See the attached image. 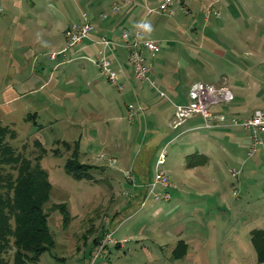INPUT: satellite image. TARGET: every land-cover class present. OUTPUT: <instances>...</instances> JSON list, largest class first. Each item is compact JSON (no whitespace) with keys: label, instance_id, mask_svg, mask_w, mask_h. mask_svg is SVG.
Masks as SVG:
<instances>
[{"label":"rangeland","instance_id":"374dc122","mask_svg":"<svg viewBox=\"0 0 264 264\" xmlns=\"http://www.w3.org/2000/svg\"><path fill=\"white\" fill-rule=\"evenodd\" d=\"M245 3L247 8H253L255 4L257 8L264 6V0H255L252 7L249 0ZM178 7L173 0L175 16L188 24L191 17L183 15ZM82 11L86 12L83 5L79 12ZM2 12L0 5V14ZM155 13L166 17L157 11ZM1 17L0 125L14 130L15 137L7 139V142L16 152L31 160L42 155L40 167L51 184L50 199L44 208L49 214L48 225L55 246L41 255L38 262L28 264H258L251 244V231L264 230V147L256 146V150L253 148L249 153L257 151L252 158L242 157L239 161L220 157L217 162L218 158L208 157L206 167L190 172L184 167V160L187 155L195 154L196 148L189 149L188 145L182 144L184 138L174 140L163 147L155 160L152 155L158 142L143 145L147 135L144 122L140 126L137 122L133 125L130 140L114 139L106 132L105 144L101 145L98 131L106 126V122L110 124L119 118L124 125H129L128 119L132 115L128 111V117L126 106L129 100L126 95L119 93L100 75L93 59L92 63L83 59L66 62L72 58L66 51L68 53H64L68 58L64 57V62L58 65L62 58L50 62L48 55L53 50L42 42L31 44L29 48L33 55L29 60L25 56L29 48L19 47L13 42L17 40L16 33L21 25L9 28L10 19ZM171 17L167 16L165 20ZM39 19H35V24ZM72 20L71 24H74L81 18L74 17ZM148 22H152L150 24L154 29L155 19L151 17ZM92 33L93 28L88 38ZM57 37L61 43L59 50L63 51L65 31L64 34L59 32ZM102 39L106 38L98 35L95 43L99 46ZM112 44V41L107 44L105 50L114 63V58L108 54ZM99 49L100 46L97 52ZM19 52L26 63L22 75L17 72ZM53 55L55 53L49 57ZM158 55H163L162 51ZM33 56L45 63L47 73L44 74V82L48 81V86L33 95L6 96L7 90L17 89L19 84L32 76ZM177 62L180 67L178 74L184 75L183 63ZM112 66L121 81L118 69L114 64ZM82 69L88 71L87 76ZM49 70L52 71L51 76ZM153 70L155 73V68ZM187 72L190 73L188 69ZM71 77L75 79L74 92H82L79 100L90 103L92 109L83 105L80 109L65 101L63 96L70 89L66 81ZM151 82L155 85L153 80ZM96 85L107 91L106 99L99 95ZM34 113L37 114L36 125L30 119L26 120ZM170 131L165 132L170 134ZM77 140L81 162L93 166L89 171L92 176L90 181L74 180L64 171V163L72 148L66 151L61 144ZM42 147L44 154L41 153ZM55 149L58 150L57 155L53 153ZM161 153L165 158L161 169L174 186L171 199L166 202L149 196V186ZM138 154V168L151 174L144 191L136 188V178L130 171V163L132 167ZM232 170H236V177L231 175ZM137 176L140 180L139 174ZM182 176L186 178L185 182ZM58 204L67 207L69 224L66 227L62 225L59 212L54 209ZM157 209L160 211L154 214ZM107 234H111L116 242L122 241V245L108 244L106 253L97 255L100 240L95 247L93 242ZM181 240L187 244V252L184 257L176 259L173 252ZM7 257L12 264L11 253Z\"/></svg>","mask_w":264,"mask_h":264},{"label":"crops","instance_id":"0c3cea01","mask_svg":"<svg viewBox=\"0 0 264 264\" xmlns=\"http://www.w3.org/2000/svg\"><path fill=\"white\" fill-rule=\"evenodd\" d=\"M161 1L0 0L3 7L0 15L10 19L9 28L12 25H21L16 33L19 41H13L15 45L29 48L31 44L43 42L54 51L50 54L55 53L53 60L48 55L50 62H55L58 58H68V52L59 50L61 43L57 35L59 32L64 34L73 21L72 18L80 17L82 20L83 13L91 23L94 33L69 51L72 58L66 62L83 59L92 63L99 48L95 38L102 35L112 41L108 54L114 58L113 64L118 69L124 91L120 92L116 87L115 89L126 95L128 105H133L135 112L128 119V105L126 106L129 125H124L119 118L110 124L106 122L105 129L98 131L101 145L105 144L106 132H109L111 138L130 140L133 125L137 122L140 126L144 122L147 135L143 145L158 142L152 155L155 160L163 147L174 140L184 138L182 144L188 145L189 149L196 148L195 154L187 155L184 160V167L190 172L206 167L208 157L218 158L217 162L220 157L238 161L242 157L252 158L257 152L249 154L252 148V132L243 128L240 123L250 119L255 111H264V6L257 8L254 5L255 0H249L251 4L248 3L250 7L254 5L253 8H247L245 0H174V4L179 6L178 11L191 17L188 24H184L181 17L175 16V12L167 21V16H160L155 11L147 13V8L156 10ZM81 5L86 8V12H79ZM151 17L156 24L151 34H146L145 37L155 40L159 50L153 54L143 52V57L152 70L155 68V73L153 70L151 76L155 84L153 87L134 81L132 70L127 64V51L119 43L122 31L132 32L140 21H150ZM36 18H40L37 24ZM160 51L163 55H158ZM20 54L19 52L17 72L22 75L26 63L24 56ZM32 55L30 48L25 51L29 60ZM177 60L184 65V75L182 72L178 74L180 67ZM63 62L64 60L57 64ZM31 69L32 76L19 84L17 89L7 90L6 96L25 93L33 95L48 86V81L44 82V74L47 73L45 63L33 56ZM48 72L51 76L52 71ZM82 72L87 76V70L82 69ZM195 82L226 87L232 94L233 98L228 102L209 105L211 127L205 126L200 115H192L183 121L177 117L176 107L186 103L187 91ZM66 83L70 89L63 96L65 101L72 102L80 109L83 106L89 108L90 103L79 100L82 92H74L72 88L75 79L71 77ZM86 85H89L88 82ZM96 88L102 99H106L107 91L98 85ZM156 89L164 96L161 97ZM52 94H55L54 91ZM33 115L37 124V114ZM232 120L237 124L232 125ZM168 129L171 130L170 134L165 132ZM256 136L262 141L257 146L264 147V133L258 132ZM138 157L139 154L135 156L132 167L130 163V171L136 178V188L144 191V187L151 180V174L138 168ZM185 180L184 177L182 181ZM159 211L160 209L155 210L154 214Z\"/></svg>","mask_w":264,"mask_h":264},{"label":"trees","instance_id":"16d2710c","mask_svg":"<svg viewBox=\"0 0 264 264\" xmlns=\"http://www.w3.org/2000/svg\"><path fill=\"white\" fill-rule=\"evenodd\" d=\"M29 119L36 125L35 115H28L26 120ZM14 137V130L0 125V264H9L7 256L10 253L12 264L36 263L41 255L55 246L48 225L49 214L44 208L50 199L51 184L40 167L42 155L34 160L22 156L7 142ZM61 145L66 151L72 148L64 163L66 174L78 181L92 180L89 171L93 166L81 162L79 140L73 143L63 141ZM57 152V149L53 150L55 155ZM41 153H45L43 147ZM54 209L59 212L62 225L66 227L69 224L66 205L58 204ZM102 238L94 240V247ZM251 244L258 264H264V230L251 231ZM186 252L187 244L178 241L174 258L180 259Z\"/></svg>","mask_w":264,"mask_h":264},{"label":"built area","instance_id":"2783aa9c","mask_svg":"<svg viewBox=\"0 0 264 264\" xmlns=\"http://www.w3.org/2000/svg\"><path fill=\"white\" fill-rule=\"evenodd\" d=\"M173 0H162L156 10H151L147 8V13L150 14L153 11L157 13L165 14L166 16H173L174 10L172 9ZM140 22H148L143 19ZM139 22V23H140ZM92 27L87 19L86 15H82V20L80 22L71 24L65 30V48L64 52L72 50L77 44L81 43L88 38L89 33H91ZM146 34L135 27L132 32L122 31L120 34L119 41L126 48L127 59L129 66L132 70V76L137 83H148L152 87L154 86L151 82V76L153 70L151 65L147 64L143 57V52L149 54L156 53L159 50V45L152 39L145 37ZM104 43V46H103ZM101 44V45H100ZM99 46L100 49L96 53L93 63L98 68L100 75H102L112 86L120 92L123 91V84L118 78L117 72L113 69V62L106 54L107 44H111L109 39H102ZM50 60L55 59V55L49 57ZM163 97L164 94L160 93ZM232 94L226 87H214L210 84H205L202 82L193 83L187 91V101L186 103L176 107L177 117L183 121L184 119L192 115H200L205 121L206 127H211V114L208 111V107L211 104H217L221 102H228L232 100ZM128 111L133 114L134 107L129 104L127 106ZM232 125H236L235 120L231 121ZM243 128L249 129L252 132V148L251 150L259 144L261 140L256 136V133H264V111L257 110L253 113L250 119L240 123ZM164 153L159 155L157 163L155 165V172L153 175L152 183L149 186V196H152L156 201H169L171 199V190L174 188L172 184L168 181L164 175L161 167L164 163ZM236 170L231 171V175L236 177ZM115 243L122 245V241H117L112 239L111 234L105 235L98 243V253L97 255L106 253V248L108 244Z\"/></svg>","mask_w":264,"mask_h":264},{"label":"clouds","instance_id":"9594fccd","mask_svg":"<svg viewBox=\"0 0 264 264\" xmlns=\"http://www.w3.org/2000/svg\"><path fill=\"white\" fill-rule=\"evenodd\" d=\"M136 27L142 30L145 34H151L153 31L152 25L149 22H140Z\"/></svg>","mask_w":264,"mask_h":264}]
</instances>
